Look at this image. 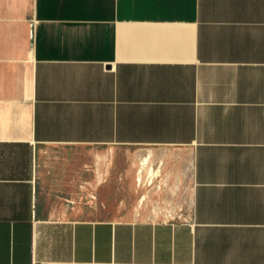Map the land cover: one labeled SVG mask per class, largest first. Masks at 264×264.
Masks as SVG:
<instances>
[{
    "label": "crops",
    "instance_id": "obj_1",
    "mask_svg": "<svg viewBox=\"0 0 264 264\" xmlns=\"http://www.w3.org/2000/svg\"><path fill=\"white\" fill-rule=\"evenodd\" d=\"M104 144L189 212L61 207L53 150ZM0 264H264V0H0Z\"/></svg>",
    "mask_w": 264,
    "mask_h": 264
},
{
    "label": "rangeland",
    "instance_id": "obj_2",
    "mask_svg": "<svg viewBox=\"0 0 264 264\" xmlns=\"http://www.w3.org/2000/svg\"><path fill=\"white\" fill-rule=\"evenodd\" d=\"M54 153L65 156L58 198L74 215L182 217L191 208L188 176L180 182L165 176L163 158L152 146L81 145Z\"/></svg>",
    "mask_w": 264,
    "mask_h": 264
}]
</instances>
